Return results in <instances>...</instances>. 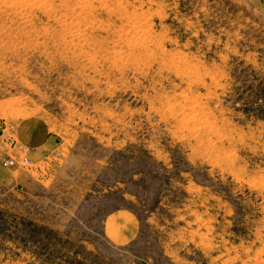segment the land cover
Listing matches in <instances>:
<instances>
[{"label": "rangeland", "instance_id": "374dc122", "mask_svg": "<svg viewBox=\"0 0 264 264\" xmlns=\"http://www.w3.org/2000/svg\"><path fill=\"white\" fill-rule=\"evenodd\" d=\"M0 264H264V0H0Z\"/></svg>", "mask_w": 264, "mask_h": 264}, {"label": "crops", "instance_id": "0c3cea01", "mask_svg": "<svg viewBox=\"0 0 264 264\" xmlns=\"http://www.w3.org/2000/svg\"><path fill=\"white\" fill-rule=\"evenodd\" d=\"M50 142L52 143V140L48 139V137L43 138V141L40 143V145H37V146L33 147L34 148L33 150H35V151L32 150L33 151V155L32 156H34L36 154L42 156L41 152L46 149L47 145H48L47 147H49V145L51 144ZM29 151H31V150H29ZM133 222H135V220H131V221H129V223L126 224V228H127L128 232H129V235H131L132 232L135 231L134 230L135 227L133 225ZM124 233H125V231L122 232V235ZM125 234H127V233H125Z\"/></svg>", "mask_w": 264, "mask_h": 264}, {"label": "built area", "instance_id": "2783aa9c", "mask_svg": "<svg viewBox=\"0 0 264 264\" xmlns=\"http://www.w3.org/2000/svg\"><path fill=\"white\" fill-rule=\"evenodd\" d=\"M28 162H29V160L27 158L24 159V161H23L24 164H28ZM6 164L8 166H17L18 162L15 159H11V160H6Z\"/></svg>", "mask_w": 264, "mask_h": 264}]
</instances>
